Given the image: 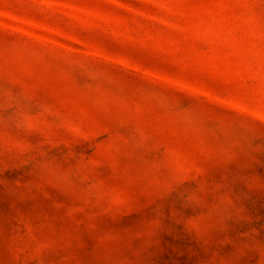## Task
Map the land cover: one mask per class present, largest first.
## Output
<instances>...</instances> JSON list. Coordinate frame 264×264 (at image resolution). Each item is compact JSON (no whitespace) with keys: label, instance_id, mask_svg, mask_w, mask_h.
<instances>
[{"label":"rangeland","instance_id":"obj_1","mask_svg":"<svg viewBox=\"0 0 264 264\" xmlns=\"http://www.w3.org/2000/svg\"><path fill=\"white\" fill-rule=\"evenodd\" d=\"M0 264H264V0H0Z\"/></svg>","mask_w":264,"mask_h":264}]
</instances>
